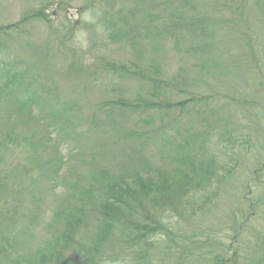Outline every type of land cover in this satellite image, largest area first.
<instances>
[{"label": "rangeland", "instance_id": "374dc122", "mask_svg": "<svg viewBox=\"0 0 264 264\" xmlns=\"http://www.w3.org/2000/svg\"><path fill=\"white\" fill-rule=\"evenodd\" d=\"M263 1L0 0V27L39 11L48 17L46 23L35 18L14 35L0 36V85L5 71L24 75L19 82L22 90L30 87L42 107L12 117L8 111L21 95L11 93L0 100V157L11 155V150L4 156L1 152L8 137L17 142L29 139L33 145L30 149L25 143L31 154L28 160L13 165L12 158V171L3 174V184L13 190H1L0 202L7 206L0 203V232L13 233L16 256L32 257L52 241L59 229L54 212L81 198L100 169L146 174L150 166L167 163L168 151L120 141L126 133L159 140L154 130L162 128L167 140L175 134L199 139L207 132L203 112L216 113L209 118L216 130L234 131L237 136L248 133L252 139L218 208L191 227L179 226L185 244L195 235L209 243L207 249L219 250L228 237V216L248 185L257 192L253 201L264 208V171L253 179V172L264 164ZM177 16L188 24L199 23L194 28L180 26L176 37L167 38L162 24L169 26ZM144 29H152V38L144 37ZM192 30L197 36L191 37ZM107 63L132 71L136 63L141 76L109 72L104 70ZM156 83L152 98L150 86ZM193 97L202 103L189 105L188 112L168 107ZM120 100L138 108L149 103L162 107L127 117L114 110L110 125L103 110L106 116L97 115L98 109L110 111ZM92 115L97 122L89 121ZM60 124L72 131L63 135ZM57 159L63 164L60 171ZM24 168H32L31 178L19 174ZM5 211L14 217H5ZM177 241H183L181 236ZM127 261L114 264H131ZM163 264L171 263L166 259Z\"/></svg>", "mask_w": 264, "mask_h": 264}, {"label": "trees", "instance_id": "16d2710c", "mask_svg": "<svg viewBox=\"0 0 264 264\" xmlns=\"http://www.w3.org/2000/svg\"><path fill=\"white\" fill-rule=\"evenodd\" d=\"M260 11L264 16V1L260 4ZM35 18L45 22L48 17L44 12L32 13L14 25L1 26L0 36L9 37L8 32L14 35V30ZM171 19L169 26L162 24L161 28L167 38L176 37L174 32L180 26L194 28L199 23L191 20L188 24L182 16ZM126 35L129 36L128 33ZM143 35L152 38V29L145 30ZM193 36H197L196 30L191 31V37ZM252 61L255 62L254 59ZM134 64V71L110 63L106 64L104 70L128 74L131 77L141 76L137 71V64ZM256 66L257 63L252 70ZM3 77L5 82L0 85V100L11 93L21 95V100L14 104L8 115L18 116L25 110L32 111L33 108L42 110L40 100L30 87L22 90L19 82L24 79V75L5 71ZM153 79L150 78L149 81L152 82ZM157 84L154 88L150 86L152 98L156 97ZM258 86L262 87L261 84ZM195 98L173 106L168 104V107L188 112L189 105L202 103ZM112 106L110 111H97V115L104 114L103 111L109 115L108 117L104 114L109 125L112 121L110 115L114 110L121 117H127L139 112L152 113L162 107L149 103L145 108H138V104L123 100L113 103ZM93 115L89 117V121L97 122ZM215 115L212 111L200 115L208 122L205 128L207 132L199 139L191 138V134H175V137L167 140L162 128L154 130L159 140L150 135L126 133L120 141L133 140L141 148H149L150 151H157L159 147L168 151L167 163L161 167L150 166L146 174L139 170L129 172L124 169L123 172H114V168L100 169L81 198L56 209L54 218L59 229L52 241L32 257L27 254L16 256L13 233L0 232V264H114L124 259H129L127 262L131 264H154L155 261L163 264L166 259L171 264H264V208L253 201L257 192L251 191L249 185L241 190L240 204L228 216V237L219 250L207 249L209 243L196 239L195 235L185 244L184 231L179 227L183 224L191 227L195 220L209 216L218 208L227 183L240 166L238 159L244 155L245 147L251 146L252 138L248 133L237 136L234 131L216 130L209 122V118ZM58 127L64 131L63 135L72 131L68 130V126L64 129L63 124ZM150 133L152 132H148ZM57 134L58 129L53 128V135ZM214 134L217 135L214 137ZM25 143L32 148L31 140L17 142L12 136L2 144L3 156L7 150H11V155L10 159L9 156L4 159L0 157V167L7 164L6 171L0 172L1 195L2 189L8 191V187H11L10 184H3V174L12 171L11 159L13 158L14 165L28 160L31 156ZM56 162L58 170H62L63 164L58 159ZM30 171L32 168H24L19 174L31 178ZM263 171L264 164L253 172V179L257 180ZM250 193L251 198L243 196ZM0 203L3 208L7 206L6 201ZM5 213L8 214L5 217H14L7 211ZM180 236L182 242L177 241ZM163 255L165 257L162 258Z\"/></svg>", "mask_w": 264, "mask_h": 264}]
</instances>
